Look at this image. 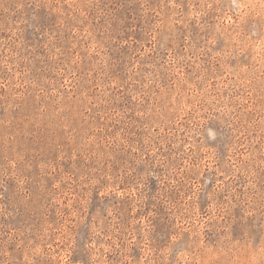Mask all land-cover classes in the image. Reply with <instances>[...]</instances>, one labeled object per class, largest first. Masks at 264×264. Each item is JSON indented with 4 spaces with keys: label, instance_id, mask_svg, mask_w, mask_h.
I'll return each instance as SVG.
<instances>
[{
    "label": "rangeland",
    "instance_id": "374dc122",
    "mask_svg": "<svg viewBox=\"0 0 264 264\" xmlns=\"http://www.w3.org/2000/svg\"><path fill=\"white\" fill-rule=\"evenodd\" d=\"M0 264H264V0H0Z\"/></svg>",
    "mask_w": 264,
    "mask_h": 264
}]
</instances>
